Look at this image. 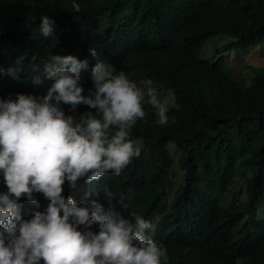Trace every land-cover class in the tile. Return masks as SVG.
<instances>
[{
  "label": "trees",
  "instance_id": "16d2710c",
  "mask_svg": "<svg viewBox=\"0 0 264 264\" xmlns=\"http://www.w3.org/2000/svg\"><path fill=\"white\" fill-rule=\"evenodd\" d=\"M44 15L55 21L48 38L40 34ZM220 34L232 40L203 56V42ZM263 42L264 0H0V59L21 69L2 79L18 83V91L39 96L42 87L37 93L24 75L42 71L50 54L71 55L88 61L80 84L92 88V68L101 61L137 83L151 79L169 101L176 123L157 124L145 105L147 115L131 131L142 141L141 155L119 176L107 172L74 188L66 182L62 193L78 206L96 201L150 220L168 250L164 264H264V72L252 69L243 86L223 54ZM62 108L77 117L90 110ZM175 163L182 178L172 187ZM34 195L39 207L18 202L22 218L46 209L44 196ZM226 220L233 226L213 232ZM218 253L227 260L218 261Z\"/></svg>",
  "mask_w": 264,
  "mask_h": 264
},
{
  "label": "clouds",
  "instance_id": "9594fccd",
  "mask_svg": "<svg viewBox=\"0 0 264 264\" xmlns=\"http://www.w3.org/2000/svg\"><path fill=\"white\" fill-rule=\"evenodd\" d=\"M54 32L55 21L42 16L41 36ZM90 54L97 55L94 49ZM87 68V60L50 54L42 71L36 66V75H24L37 93L42 87L37 96L7 82L21 69H9L0 59V264H164L168 259L167 247L141 214L129 218V212L106 210L96 201L78 206L62 195L66 182L74 188L81 179L91 183L107 172L119 176L140 157L142 141L132 139L131 131L147 115L145 105L155 110L157 124L176 123L151 79L137 83L97 61L91 88L79 82ZM63 105L73 113L81 105L90 110L66 115ZM35 193L48 201L46 209L22 218L18 202L26 198L39 207ZM106 196L111 197L110 189ZM231 226L221 221L213 232ZM194 242L186 244L187 254H193L188 251ZM215 258L227 260L223 253Z\"/></svg>",
  "mask_w": 264,
  "mask_h": 264
},
{
  "label": "rangeland",
  "instance_id": "374dc122",
  "mask_svg": "<svg viewBox=\"0 0 264 264\" xmlns=\"http://www.w3.org/2000/svg\"><path fill=\"white\" fill-rule=\"evenodd\" d=\"M231 40V38L225 36L224 34L212 36L203 42L202 55H210L215 51L216 47H221ZM223 54H225L227 58V69L232 72L234 79L243 86H248L251 83L252 72L255 71L252 69H257V72H264V42L256 46L249 47L246 49V51H228ZM243 65L249 67V69L240 70ZM172 154L176 161V156L178 153L172 152ZM172 170L174 171L175 180L171 186L174 187L181 181L182 172L176 163L174 164L173 168H171V171ZM171 195L172 193L169 192L167 197L168 200L171 198Z\"/></svg>",
  "mask_w": 264,
  "mask_h": 264
}]
</instances>
